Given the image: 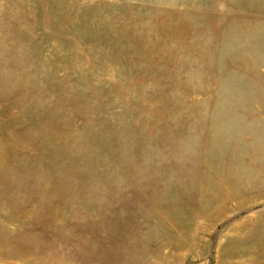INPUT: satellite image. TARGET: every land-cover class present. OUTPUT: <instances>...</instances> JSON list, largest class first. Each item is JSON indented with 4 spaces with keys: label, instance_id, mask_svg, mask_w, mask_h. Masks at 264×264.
Masks as SVG:
<instances>
[{
    "label": "rangeland",
    "instance_id": "374dc122",
    "mask_svg": "<svg viewBox=\"0 0 264 264\" xmlns=\"http://www.w3.org/2000/svg\"><path fill=\"white\" fill-rule=\"evenodd\" d=\"M0 264H264V0H0Z\"/></svg>",
    "mask_w": 264,
    "mask_h": 264
}]
</instances>
